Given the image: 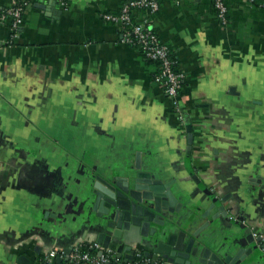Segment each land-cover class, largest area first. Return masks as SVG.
<instances>
[{"label":"crops","instance_id":"0c3cea01","mask_svg":"<svg viewBox=\"0 0 264 264\" xmlns=\"http://www.w3.org/2000/svg\"><path fill=\"white\" fill-rule=\"evenodd\" d=\"M158 1L152 27L185 74L182 118L157 65L101 16L126 0H28L12 43L13 0H0V264H34L51 251L60 263L75 245L104 241L97 176L134 167L137 154L181 204L173 231L209 220L215 197L211 214L224 206L227 216L198 236L214 251L264 230V10L228 0L223 25L211 0ZM147 240L126 244L145 255ZM253 258L264 264V247Z\"/></svg>","mask_w":264,"mask_h":264},{"label":"water","instance_id":"95a60500","mask_svg":"<svg viewBox=\"0 0 264 264\" xmlns=\"http://www.w3.org/2000/svg\"><path fill=\"white\" fill-rule=\"evenodd\" d=\"M192 137L190 133V145ZM108 177L97 176L94 190V208L101 219L100 225L107 232L104 241L99 242L109 247L111 240L116 239L119 258L124 250L130 252L125 262L134 256L126 240L135 238H147L152 244V250H146V256L152 258L157 254L171 264H253V255L261 246L264 247L260 246L262 239L256 238L250 230L236 248L228 249L225 253L214 251L204 241L198 240L204 229L220 216H227L224 206H219L218 212L211 214L210 210L217 204L218 197L212 198V203L202 214V217L210 219L194 232L173 231V217L179 212L181 204L169 182L142 170L139 154L134 167L113 171ZM188 234L190 237L186 242ZM70 252L67 250V255ZM19 260L29 263L25 256Z\"/></svg>","mask_w":264,"mask_h":264},{"label":"built area","instance_id":"2783aa9c","mask_svg":"<svg viewBox=\"0 0 264 264\" xmlns=\"http://www.w3.org/2000/svg\"><path fill=\"white\" fill-rule=\"evenodd\" d=\"M218 11V19L222 24L227 22L228 8L225 0H214ZM26 0H13V4L5 11V16L11 18V39L19 35V30L23 22ZM160 9L158 0H128L123 3L120 12L102 13L103 20L114 22L123 29V41L129 45H136L140 52L147 58L159 63L157 81L163 87L164 92L170 98L172 106L179 118H182V108L180 104L181 91L184 86L185 74L182 70L176 69V61L172 58L171 49L152 30V15ZM144 10L145 14L136 18V14ZM254 236L261 238L264 242V230L254 233ZM58 256L57 251L49 252L44 258L48 264H55ZM71 264H151L152 260L140 251H134V256L127 262H122L118 257V252L110 247H104L101 242L94 241L87 245H75L69 255Z\"/></svg>","mask_w":264,"mask_h":264},{"label":"trees","instance_id":"16d2710c","mask_svg":"<svg viewBox=\"0 0 264 264\" xmlns=\"http://www.w3.org/2000/svg\"><path fill=\"white\" fill-rule=\"evenodd\" d=\"M26 1H28V0H26ZM126 1H128V0H126ZM253 5H256V6H258L259 8H261V9H263L264 10V0H249ZM225 3H226V5H227V8H228V12H227V22H226V24H223V25H227L228 24V22H229V18H230V4H229V1L228 0H225ZM210 7H211V10H212V12L215 14V16L218 18V11H217V9H216V7H215V3H214V0H211L210 1ZM25 9H26V7H25ZM121 10V9H120ZM120 12V11H119ZM141 14H145V11L144 10H141V11H139ZM155 15V14H154ZM154 15H152V16H150V17H153ZM152 28V30H154L153 29V27H151ZM155 31V30H154ZM157 33V32H156ZM132 46L133 47H135V48H138V46H136V45H134V44H132ZM142 53V52H141ZM143 54V53H142ZM172 55V54H171ZM143 56L149 61V62H152V63H154V64H156L157 65V72H156V77H157V75H158V72H159V63L157 62V61H154V60H152V59H149V58H147L144 54H143ZM172 58H173V55H172ZM174 59V58H173ZM175 60V59H174ZM175 68L176 69H178V67H177V64H175ZM45 256H42V255H38L37 256V258H36V261H35V263L34 264H48L47 262H46V260H45V258H44ZM55 264H71V262L69 261V259H66L65 261H62V262H60V263H57V261H55Z\"/></svg>","mask_w":264,"mask_h":264}]
</instances>
